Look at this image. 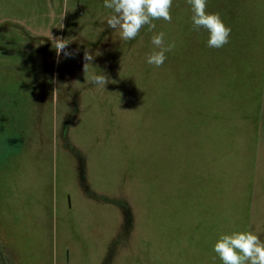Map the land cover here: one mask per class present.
Masks as SVG:
<instances>
[{
  "label": "rangeland",
  "instance_id": "1",
  "mask_svg": "<svg viewBox=\"0 0 264 264\" xmlns=\"http://www.w3.org/2000/svg\"><path fill=\"white\" fill-rule=\"evenodd\" d=\"M207 10L231 28L222 48L192 30L186 0L129 41L104 0H0L9 264H221V233L264 240V0ZM161 31L175 48L157 68L146 58Z\"/></svg>",
  "mask_w": 264,
  "mask_h": 264
},
{
  "label": "clouds",
  "instance_id": "2",
  "mask_svg": "<svg viewBox=\"0 0 264 264\" xmlns=\"http://www.w3.org/2000/svg\"><path fill=\"white\" fill-rule=\"evenodd\" d=\"M186 3L192 12V30L207 32L208 47L219 49L229 43L231 28L224 23L220 13L207 10L208 0H186ZM172 5L173 0H104V7L112 10L107 25L112 29L119 28L120 38L125 41L134 40L145 26L153 31L156 28L153 21L171 23ZM51 40L55 42L57 55L63 53L66 57L72 56V53L66 51L70 40L52 36ZM151 43L155 50L147 56L146 62L159 68L167 59L166 54L175 48V43H166L162 31L152 36ZM84 59L91 62L93 56L85 52ZM110 82L114 83L105 74L94 73L89 77V83L104 90ZM213 251L221 264H264V240L258 231L250 228L221 233L213 244Z\"/></svg>",
  "mask_w": 264,
  "mask_h": 264
},
{
  "label": "trees",
  "instance_id": "3",
  "mask_svg": "<svg viewBox=\"0 0 264 264\" xmlns=\"http://www.w3.org/2000/svg\"><path fill=\"white\" fill-rule=\"evenodd\" d=\"M0 264H9L3 246L0 243Z\"/></svg>",
  "mask_w": 264,
  "mask_h": 264
}]
</instances>
